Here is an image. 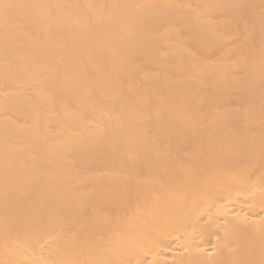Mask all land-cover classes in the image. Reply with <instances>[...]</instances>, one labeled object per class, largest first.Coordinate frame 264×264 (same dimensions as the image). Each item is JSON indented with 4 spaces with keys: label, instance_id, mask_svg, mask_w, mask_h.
I'll return each instance as SVG.
<instances>
[{
    "label": "bare ground",
    "instance_id": "bare-ground-1",
    "mask_svg": "<svg viewBox=\"0 0 264 264\" xmlns=\"http://www.w3.org/2000/svg\"><path fill=\"white\" fill-rule=\"evenodd\" d=\"M0 264H264V0H0Z\"/></svg>",
    "mask_w": 264,
    "mask_h": 264
}]
</instances>
